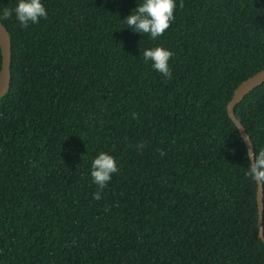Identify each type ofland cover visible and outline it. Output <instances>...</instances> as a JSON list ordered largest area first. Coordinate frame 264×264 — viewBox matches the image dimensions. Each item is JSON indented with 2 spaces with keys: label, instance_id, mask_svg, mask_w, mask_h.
<instances>
[{
  "label": "trees",
  "instance_id": "obj_1",
  "mask_svg": "<svg viewBox=\"0 0 264 264\" xmlns=\"http://www.w3.org/2000/svg\"><path fill=\"white\" fill-rule=\"evenodd\" d=\"M141 2L42 0L39 23L2 21L0 264H264L257 183L226 108L264 67V0H176L156 40L123 21ZM156 46L173 53L171 79L143 60ZM235 114L264 149V82ZM101 151L118 171L96 200Z\"/></svg>",
  "mask_w": 264,
  "mask_h": 264
},
{
  "label": "clouds",
  "instance_id": "obj_2",
  "mask_svg": "<svg viewBox=\"0 0 264 264\" xmlns=\"http://www.w3.org/2000/svg\"><path fill=\"white\" fill-rule=\"evenodd\" d=\"M176 0H142L123 21L128 29L134 33L147 34L152 40L162 36L174 20ZM47 11L42 0H17L14 7L0 9V22L14 17L18 24L24 28L30 24H37L41 18L47 17ZM173 53L162 46L146 48L143 51V60L150 63L153 70L159 72L165 79L172 78L169 61ZM249 161L245 175L256 181H264V149L256 152L250 149L246 153ZM118 171L115 158L106 153L99 152L91 161V182L97 186L98 191L93 193V199H101L100 191Z\"/></svg>",
  "mask_w": 264,
  "mask_h": 264
},
{
  "label": "water",
  "instance_id": "obj_3",
  "mask_svg": "<svg viewBox=\"0 0 264 264\" xmlns=\"http://www.w3.org/2000/svg\"><path fill=\"white\" fill-rule=\"evenodd\" d=\"M0 50H1V68H0V98L8 91L11 81V39L7 27L0 22ZM264 82V67L254 74L242 80L234 89L233 94L228 101L226 108L228 116L236 125L241 137L244 140L247 151L254 149L253 143L247 133L244 125L235 114V106L254 88ZM256 201H257V226L258 235L264 239V187L263 181H256Z\"/></svg>",
  "mask_w": 264,
  "mask_h": 264
}]
</instances>
